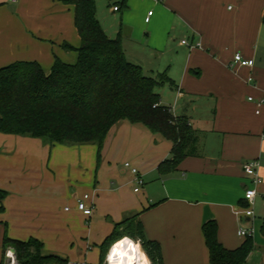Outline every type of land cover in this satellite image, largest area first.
<instances>
[{
    "label": "crops",
    "instance_id": "obj_1",
    "mask_svg": "<svg viewBox=\"0 0 264 264\" xmlns=\"http://www.w3.org/2000/svg\"><path fill=\"white\" fill-rule=\"evenodd\" d=\"M250 1L238 0L235 10L228 5L227 14L223 15L221 0H152L155 9H150L149 5L137 11L139 22L147 31L145 35L141 31L138 33L137 24L120 27L117 37L121 38L126 57L143 68L139 59L154 52L156 56L164 54L170 45L171 33L182 24L188 26L192 36L187 41L190 44L200 42L201 46L191 47L182 43V39L181 45L187 51L179 58L180 82L168 76L172 80L169 84L181 100L198 102L200 97L207 98L204 118L199 116L194 120V116L186 114V108L182 113H174L188 116L199 142L196 154L186 157L166 175H161L157 168L160 162L170 158L171 142L127 121H120L109 130L103 145L106 158L112 160L122 156L125 162L138 169L143 179L138 191L134 186L135 177L127 168L126 175L115 176L117 186L110 188L107 182L94 179L93 146L55 144L50 154H46L48 147L41 145L39 138L0 133V190L6 191L0 202L3 206L0 237L3 239L6 229L15 239H39L44 244L43 253L58 254L69 263L99 264V245L115 224L139 213L146 237L160 246L162 264H210L202 233V225L209 220L217 222V236L223 246L239 247L246 237L238 234L241 222L245 220L249 228H253L256 208H260L264 217V103L257 104L264 98V64H257L255 48L243 44L233 49L228 42L237 37L239 27L244 28L243 17L251 7ZM123 5L127 10L121 21L128 23V16L139 3L138 0H123ZM150 10L153 13L146 21ZM104 30L109 37H115L116 30ZM65 43L73 48L80 45L73 5L64 0H0V68L25 60L36 61L49 72L56 58L75 63L77 52L65 47ZM69 49L75 51V62L66 60L65 52ZM236 52L253 59L254 65H234L232 60ZM251 75L253 82L248 80ZM250 96L253 97L251 101ZM40 150L43 155L37 152ZM24 154L30 157L26 159ZM40 159L42 163L47 160L51 167L70 165L75 170L85 171L84 195H89L88 204L94 203L88 227L83 226L84 217L78 214L75 218L73 215L54 218L51 202L48 207L47 201H40L38 205L37 201L24 202L18 197L13 200L9 197L8 201L9 192L23 189L31 194L34 187L21 172L22 162L25 167L30 164L35 167ZM253 160L259 164L261 182L257 185L243 170L244 163ZM248 187L256 189L252 216L242 212ZM38 207L43 212L49 208V215L34 216ZM74 211L80 213L79 209L74 208ZM72 219H77L75 235L64 230ZM46 235L55 241L53 249L46 244ZM79 237L83 241H78ZM252 237L255 248L245 264H264V235L260 232ZM108 256L106 262L109 264Z\"/></svg>",
    "mask_w": 264,
    "mask_h": 264
},
{
    "label": "trees",
    "instance_id": "obj_2",
    "mask_svg": "<svg viewBox=\"0 0 264 264\" xmlns=\"http://www.w3.org/2000/svg\"><path fill=\"white\" fill-rule=\"evenodd\" d=\"M74 6V25L80 37L75 63L56 58L46 72L36 61L20 60L0 68V133L42 138L50 144H96L100 149L109 130L120 121L143 125L152 134L172 143L170 158L158 165L166 175L186 157L196 154L199 136L188 116H176L161 104L158 89L172 80L166 73L153 77L126 57L120 36L111 38L102 27L95 0H64ZM6 191L0 190V200ZM3 206H0L2 209ZM139 213L115 224L99 245L105 264L110 247L123 237L140 243L144 260L162 264L158 242L149 240ZM217 222L202 225L210 264H245L255 248L252 236L235 249H228L217 236ZM260 232L264 234V217ZM13 248L18 264H68V259L43 253L37 238L2 239L0 264Z\"/></svg>",
    "mask_w": 264,
    "mask_h": 264
},
{
    "label": "rangeland",
    "instance_id": "obj_3",
    "mask_svg": "<svg viewBox=\"0 0 264 264\" xmlns=\"http://www.w3.org/2000/svg\"><path fill=\"white\" fill-rule=\"evenodd\" d=\"M95 1L97 7V17L100 23L104 28H108L109 30L112 29L116 30L115 37H117V33L120 27L122 26V28H124L126 25L132 26L133 24L134 25L137 24L139 28L138 31L139 34L140 31L142 32V35H145V33L147 32L143 30V27L139 22L137 11H140L141 8L143 9L148 8V6L151 5L152 0H138L139 6L135 8L134 11L131 12V14L128 16V20H130L131 23H129L130 21L128 23L121 21L123 13L127 10L126 6L124 5L122 6L123 0H95ZM220 4L223 15L227 14L226 9L228 5L233 7L232 10H235L239 6L238 0H221ZM114 5H118V7L120 6L121 9L118 11H114ZM249 5H251V7L249 9L247 8L243 17L245 23L244 28L242 29L239 27L237 32V37L232 39V41L228 40V42L233 49L236 48V46H241L243 44H246L247 47L255 48L256 51L255 59L257 64L259 63L264 64L262 63L264 62V0H251L249 2ZM150 9H155L154 4L151 5ZM190 36H192V32L190 28H188V26L182 24L180 27H177L175 29V32L171 33L170 45L164 54H161L160 56H156L157 53L154 52L149 57H144L142 59H139L140 64H142L143 66V70L147 74L153 75V77L159 75L158 72H162V73L166 72L167 76L176 77L177 78L176 81L179 83L180 81L178 79L179 78L178 76H180L181 73L180 71L181 61L179 58L182 56L183 52L187 51V48L181 45V41L182 39L188 40ZM65 56L67 57L66 60H74V62L76 60L74 50L66 51ZM158 91L161 94V102L167 107H169L172 110L173 114L182 113L184 112V108H186L185 109L186 114L194 116L195 117L194 120H197L199 116L204 118L205 116L204 103L206 102L205 101V99H207L206 97H200L198 99V102L189 101L188 99L181 100L177 96L176 91L172 90L168 82L164 83V86H161L158 89ZM200 122L203 123L204 121L201 120ZM140 126L144 127L143 125ZM203 128L207 129L209 128V126L203 125ZM203 134L200 135L201 138L204 136ZM39 139L41 141V145H43L44 147H48L46 154L47 153L50 154V152L52 151L51 147H53L55 144H50L47 140L42 138ZM57 144L58 143H56V145ZM60 145L65 147L66 146L79 147L81 145H83L84 147L93 146V150H95L94 153L95 163L92 172L94 179L96 177V179L99 182H107L110 188L117 186L119 184L118 181H116L117 178L115 176L118 175L121 176L122 174L126 175L128 171L124 167L125 159L123 160L122 156L112 160L110 159L107 160L106 153L103 150V146L99 149L96 144H92V143L60 144ZM37 152L43 155L42 153L43 151L40 150ZM24 155L26 159L30 157L28 154H24ZM21 172L23 176L27 175L26 178L30 179V185L31 187H34V189L33 191H31V194L26 193L23 189H21L20 192H16V191L9 192L8 201H9V197L12 200L15 199L14 197H18L20 201H24V202L37 201V205L38 203H40V201H42V203L44 201H47L48 207H49V202H51L52 214L54 218L61 219L63 217H68L69 215H73V217L75 218L78 214L79 217L82 216L84 217V219H82L83 226H85V228L88 227L90 216L85 215L81 210H79L80 213L74 211V208L78 209V201L85 200L83 198L85 192L82 184V182L85 181L84 175H86L84 170L83 171L75 170L70 165L62 166V167H55V166L51 167L50 165H48L47 160H44V162L42 163V160L40 159L38 162V166L35 167L34 166L32 167L31 164L28 167H25L24 163L22 162ZM134 186L138 187L139 189L141 188L140 187L141 185L137 183L134 184ZM56 195H58V197H56ZM48 211L49 208H47L43 212L38 207L37 212L36 214H34V216L37 217L48 216L49 215ZM255 216L256 217L253 218V228H249V224L246 223L245 220L241 222V228L245 229L248 232H251L254 237L258 236L260 233L259 222L262 217V214L260 213V208L255 209ZM76 220L77 219H72L71 224L68 225L66 224L67 227L65 225L66 229L64 230H66V232H68L69 235H75L73 233L77 232L75 230L77 226ZM47 227H49V225ZM62 235L65 236V232L62 233ZM46 236H47L46 238H48L46 239V244L52 247L50 249H53L54 248L53 242L55 243V241H53L51 236L49 235ZM128 238L132 239L131 237ZM243 238L244 240L246 239V237ZM132 240L133 242L135 241L134 245L140 256L142 263L150 264L151 263L149 262L150 260L147 258V261L149 262L147 263L144 260L141 252H139L138 245L140 246V243L137 240L134 239ZM75 241L77 242V240ZM78 241H83L82 237H79ZM1 243H2V238L0 237V258L2 254ZM5 264H18L16 262L14 254L9 253V250L7 251L6 254ZM105 264H108V262H106Z\"/></svg>",
    "mask_w": 264,
    "mask_h": 264
},
{
    "label": "built area",
    "instance_id": "obj_4",
    "mask_svg": "<svg viewBox=\"0 0 264 264\" xmlns=\"http://www.w3.org/2000/svg\"><path fill=\"white\" fill-rule=\"evenodd\" d=\"M10 2H16L17 0H7ZM118 6H114V10H118ZM153 11L150 10L148 11V16L146 17V21H149L150 16L152 15ZM182 43L184 44H188L191 47H200L201 44L200 42H196L194 44H190L187 40H183ZM234 65L240 66V67H252L254 65V60L250 59V58H246L242 55L241 52H236L233 56V60H232ZM248 80L250 82H253L254 79L251 76L248 77ZM249 100H253V97L250 96ZM262 103H264V98L260 99L257 104L260 106ZM171 110V109H170ZM259 112V110H257V113ZM258 161L257 160H253V161H249L244 163L243 165V170L245 172L246 175L250 176L252 178V182L254 185H257L261 182V177L259 175L258 172ZM124 167L129 169L131 171V173L134 175L135 177V182L139 185H142L143 183V179L142 177L139 175V171L136 167H134L133 165H131V163L129 162H125L124 163ZM136 191L139 190L138 187L135 188ZM256 195V189L255 187H248L245 190L244 193V200L246 201L245 206L243 207L242 212L246 215V216H252L253 215V210H252V204H253V200L254 197ZM85 200H79L78 201V209L81 210L85 215H91L92 213V209L94 208V203L91 204H87V199H89V195L85 194L83 197ZM238 234L241 236H252L251 232L246 231L245 229H239L238 230ZM10 253V252H9ZM68 264H77V263H68Z\"/></svg>",
    "mask_w": 264,
    "mask_h": 264
},
{
    "label": "bare ground",
    "instance_id": "obj_5",
    "mask_svg": "<svg viewBox=\"0 0 264 264\" xmlns=\"http://www.w3.org/2000/svg\"><path fill=\"white\" fill-rule=\"evenodd\" d=\"M108 261L109 264H143L133 240L128 237L120 239L112 246Z\"/></svg>",
    "mask_w": 264,
    "mask_h": 264
},
{
    "label": "water",
    "instance_id": "obj_6",
    "mask_svg": "<svg viewBox=\"0 0 264 264\" xmlns=\"http://www.w3.org/2000/svg\"><path fill=\"white\" fill-rule=\"evenodd\" d=\"M113 245H114V244H113ZM113 245H112V246H113ZM112 246H111L110 249H109L108 255H109V253H110V250H111ZM9 252L12 253V254H14L15 250H14L13 248H10V249H9Z\"/></svg>",
    "mask_w": 264,
    "mask_h": 264
}]
</instances>
